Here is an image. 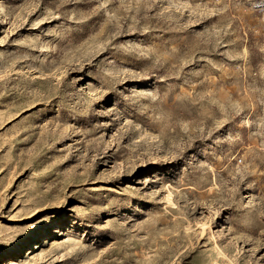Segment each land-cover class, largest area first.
Listing matches in <instances>:
<instances>
[{"label": "rangeland", "instance_id": "1", "mask_svg": "<svg viewBox=\"0 0 264 264\" xmlns=\"http://www.w3.org/2000/svg\"><path fill=\"white\" fill-rule=\"evenodd\" d=\"M0 264H264V0H0Z\"/></svg>", "mask_w": 264, "mask_h": 264}, {"label": "bare ground", "instance_id": "2", "mask_svg": "<svg viewBox=\"0 0 264 264\" xmlns=\"http://www.w3.org/2000/svg\"><path fill=\"white\" fill-rule=\"evenodd\" d=\"M26 242H27V240H26Z\"/></svg>", "mask_w": 264, "mask_h": 264}]
</instances>
